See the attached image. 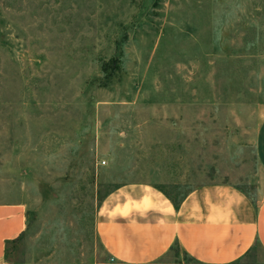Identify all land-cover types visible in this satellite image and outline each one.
<instances>
[{"label": "rangeland", "instance_id": "374dc122", "mask_svg": "<svg viewBox=\"0 0 264 264\" xmlns=\"http://www.w3.org/2000/svg\"><path fill=\"white\" fill-rule=\"evenodd\" d=\"M263 134L264 0H0V201L28 217L9 263L102 259L119 187L258 198Z\"/></svg>", "mask_w": 264, "mask_h": 264}, {"label": "crops", "instance_id": "0c3cea01", "mask_svg": "<svg viewBox=\"0 0 264 264\" xmlns=\"http://www.w3.org/2000/svg\"><path fill=\"white\" fill-rule=\"evenodd\" d=\"M257 155L255 199L229 183L194 188L177 203L146 185L109 193L96 220L104 257L93 264H264V140ZM27 228L25 206L0 201V264H11L7 247Z\"/></svg>", "mask_w": 264, "mask_h": 264}]
</instances>
